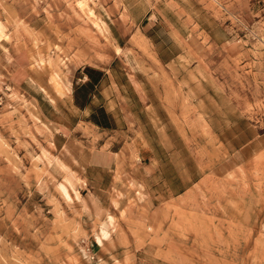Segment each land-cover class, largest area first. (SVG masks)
Segmentation results:
<instances>
[{"label": "rangeland", "instance_id": "obj_1", "mask_svg": "<svg viewBox=\"0 0 264 264\" xmlns=\"http://www.w3.org/2000/svg\"><path fill=\"white\" fill-rule=\"evenodd\" d=\"M0 264H264V0H0Z\"/></svg>", "mask_w": 264, "mask_h": 264}, {"label": "crops", "instance_id": "obj_2", "mask_svg": "<svg viewBox=\"0 0 264 264\" xmlns=\"http://www.w3.org/2000/svg\"><path fill=\"white\" fill-rule=\"evenodd\" d=\"M84 76H86V78L85 79H89V84H90V86H92V88H95V89H97L98 88V86L101 84V80H95V79H93L90 75H86V74H84ZM96 96L94 95L92 98H95ZM87 102H88V100H87ZM92 102V101H91ZM90 106V104H86L85 103V105H84V108L86 109V108H88Z\"/></svg>", "mask_w": 264, "mask_h": 264}, {"label": "built area", "instance_id": "obj_3", "mask_svg": "<svg viewBox=\"0 0 264 264\" xmlns=\"http://www.w3.org/2000/svg\"><path fill=\"white\" fill-rule=\"evenodd\" d=\"M93 259H94V257H93Z\"/></svg>", "mask_w": 264, "mask_h": 264}]
</instances>
